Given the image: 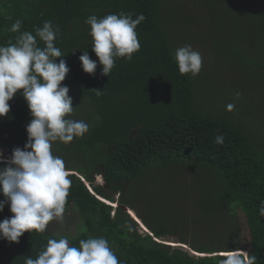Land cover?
<instances>
[{"label":"trees","instance_id":"1","mask_svg":"<svg viewBox=\"0 0 264 264\" xmlns=\"http://www.w3.org/2000/svg\"><path fill=\"white\" fill-rule=\"evenodd\" d=\"M196 2L0 0L2 46L15 43L24 31L35 35V28L48 20L58 28L55 46L70 69L62 84L69 87L74 107L66 118L83 120L86 115L89 125L83 137L67 144L57 140L52 146L72 181L65 209L81 217L78 234L67 237L70 246L103 237L121 264H220L226 257L213 254L239 250L240 227L234 223L238 210L249 236L247 254L264 264V0H203L197 8ZM121 12L133 13V19L145 16L135 29L140 49L131 60L116 58L109 76H102L85 21L90 15L102 18ZM16 20L22 27L12 32ZM198 20L204 28L194 40L205 59L197 76L182 75L175 51L187 44L182 42ZM83 51L97 61L95 74L83 71ZM96 89L103 94L97 96ZM22 91L8 102L10 112L0 117L2 150L23 149L27 143L26 126L33 117ZM229 104L235 107L228 110ZM217 136L223 137L222 144L215 142ZM167 163L171 171L161 176L157 169ZM186 166L191 177L183 182L174 169ZM150 174L151 182L145 180V186L135 189L137 198L115 202L111 197L125 192L134 178ZM97 176L103 186L95 185ZM152 195L167 201L179 198L185 204L184 214L175 213V227L165 229L169 218L158 210L148 221L130 205ZM127 209L151 236L141 232ZM12 215L6 204L0 221ZM186 225L193 229L190 236ZM164 236H177L178 243L205 255L171 248L162 243ZM62 237L33 230L18 243L0 239V264H24L26 257L35 259L49 239Z\"/></svg>","mask_w":264,"mask_h":264},{"label":"clouds","instance_id":"2","mask_svg":"<svg viewBox=\"0 0 264 264\" xmlns=\"http://www.w3.org/2000/svg\"><path fill=\"white\" fill-rule=\"evenodd\" d=\"M144 20L143 14L133 19V13L124 12L108 14L102 18L96 15L87 17L85 23L90 25L92 51L102 65V76H109L116 58L131 60L132 54L139 51L140 43L135 29ZM21 27L22 21L16 20L10 30L18 32ZM34 31L35 35L24 31L16 38L15 43L0 45V117L10 112L8 102L21 89V95L33 117L26 126L28 140L23 149L15 147L10 157H5L0 149V164L5 165L0 167V193L5 197L0 200V212L9 204L13 214L0 221V239L16 243L25 232H44L50 221H63L72 181L68 178L70 172L65 161L53 154L52 146L57 140L70 143L89 131V125L83 120L66 118L73 113L74 107L69 87L62 84L70 69L62 58L65 55L55 46L58 28L48 20L43 23V27H37ZM37 38L44 43L43 48L38 45ZM57 58H61L58 63ZM174 59L182 75L191 73L195 77L201 71L202 55L191 45L177 48ZM79 60L84 72L95 74L97 61L90 58L88 51H83ZM102 94L101 89H96L97 96ZM236 95L238 98L240 94ZM234 107V104L227 106L228 110ZM215 142L222 144L223 137L217 136ZM97 180H101V177L97 176ZM86 185L92 193L89 185ZM100 200L117 207L116 203ZM130 212L132 211L126 210L141 232L151 236ZM260 214L264 215V201L261 202ZM126 227L129 231L133 230L130 224H126ZM220 256L226 257L220 264H256L257 259L255 255L239 250ZM24 264L121 262L103 237L81 239L79 247L70 246L68 238L62 237L49 239L45 249L35 259L26 257Z\"/></svg>","mask_w":264,"mask_h":264},{"label":"rangeland","instance_id":"3","mask_svg":"<svg viewBox=\"0 0 264 264\" xmlns=\"http://www.w3.org/2000/svg\"><path fill=\"white\" fill-rule=\"evenodd\" d=\"M202 2L203 0H197L196 2V8L198 7V5L202 6ZM200 6V7H201ZM202 10V9H200ZM192 16V15H191ZM194 20L197 19L196 15H194L193 17ZM194 28L195 30L191 29L189 31L190 35L182 42V43H189V45H191L193 47L194 50L198 51L201 55L203 60L205 59L204 54L202 53L203 51L199 49V44L196 43V41L194 40V37L197 36V34L199 33V36L202 35L203 32V24L200 20L197 21V23H194ZM190 38V42L189 41ZM185 44V45H187ZM180 45V44H179ZM184 45H180V47H183ZM209 102H211L209 100ZM264 108V106H263ZM87 111H85L86 113ZM261 114V113H260ZM264 114V113H263ZM259 115H257L258 117ZM83 121L86 120V115H84L83 117ZM256 121V120H255ZM86 122V121H85ZM259 122V121H256ZM5 157H10L12 150H3ZM167 166L165 168L162 169H157L160 172L161 176H166L167 173L169 171H171V164H166ZM179 167L183 165V163L181 164H177ZM158 167V165L156 166ZM175 173H179L180 175L182 174L183 176L180 177L181 181L185 182L186 180L188 181L191 177V170L188 166H186L185 168L182 167V169L180 170H176L174 169ZM77 177V175H74ZM152 176V174L147 175V176H139L137 178H134L132 182H129L126 186V191H119L118 195H111V197L114 199L115 202H120V200L122 199H133V198H137L136 197V191L135 189L137 187H140L141 183L143 184V186H145L144 184L146 182L150 183L152 178H150ZM146 180V182H145ZM206 180V179H204ZM95 185H100L103 186L104 183L101 180H97V178L95 179ZM154 197V198H152ZM133 204H130L132 207H134L140 214L143 215V217H145L148 221L150 220V215L153 214V212L155 210H158L160 212V216L161 217H165V218H169V221L164 222V226L165 229L169 228L171 226V224H173V220L175 219V217L177 215H175V213L179 212V213H185L183 210L186 211V206L185 204H183L182 200H180L179 198L176 199L175 201H167L165 199H163L162 197H157V196H151L150 198L147 197L146 200H144L143 198H139L138 200H132ZM145 201V202H143ZM130 205H127L130 208ZM187 210H189V208H187ZM190 210H192V208L190 207ZM182 211V212H181ZM162 212H165L164 215H162ZM131 214V213H130ZM156 214V213H155ZM133 216L136 218V216L133 214ZM235 221L234 223L237 225V227H240V238L238 240L239 242V250L242 253H247V250L249 248V236H248V232L247 229L244 225V221L243 218L241 216V213L238 212V210L235 212ZM80 219L81 217L79 215H77V213L75 211H72L71 209H65V213H64V219L63 221H58V220H53L50 221L46 231H48L49 233H52L54 235H59V236H64V237H73L76 236L79 232V224H80ZM182 225H184L182 222L180 223ZM163 226V225H161ZM174 226V224H173ZM172 226V227H173ZM175 227V226H174ZM185 231L188 233V236H190V232L193 229L188 228V226L186 225L185 227ZM181 229V228H178ZM184 230V229H181ZM161 240H163L164 244L167 245H171L172 247H176V248H180L177 247L179 245H181L183 248H185L186 250H188L191 254L196 253L193 252L188 246L182 245L180 243H178V238L177 236H164V238H162ZM198 254V253H197ZM223 253H216L213 255H222ZM205 254H199L197 256H203Z\"/></svg>","mask_w":264,"mask_h":264},{"label":"bare ground","instance_id":"4","mask_svg":"<svg viewBox=\"0 0 264 264\" xmlns=\"http://www.w3.org/2000/svg\"><path fill=\"white\" fill-rule=\"evenodd\" d=\"M131 213V215L133 216V213L132 212H130ZM140 224H142L137 218H135ZM143 228H144V230H146L145 229V227L144 226H142ZM147 231V230H146Z\"/></svg>","mask_w":264,"mask_h":264}]
</instances>
